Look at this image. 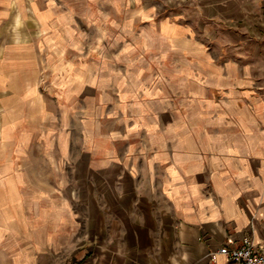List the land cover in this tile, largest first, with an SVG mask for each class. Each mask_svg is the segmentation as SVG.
Returning a JSON list of instances; mask_svg holds the SVG:
<instances>
[{"label":"crops","instance_id":"1","mask_svg":"<svg viewBox=\"0 0 264 264\" xmlns=\"http://www.w3.org/2000/svg\"><path fill=\"white\" fill-rule=\"evenodd\" d=\"M20 1L0 0V111L16 113L1 124L0 145L20 119L41 120L49 129L57 117L37 89L19 87L20 69L7 70L2 33ZM204 5L195 16L198 26L179 25V54L202 66L196 76L206 85L196 94L217 115L209 128L235 133L209 129L171 143L140 123L108 125L86 107L78 126L48 132V157L56 160L57 147L64 164L48 175L46 188L32 185L30 214L20 193L23 173L0 165V264H61L71 257L80 264H236L217 252L227 239L264 240V87L256 78L264 76V0ZM34 10L45 27L53 12ZM218 38L227 50L222 57L204 46ZM214 89L227 95L217 101ZM206 173L213 195L205 197L188 178L200 181Z\"/></svg>","mask_w":264,"mask_h":264},{"label":"rangeland","instance_id":"2","mask_svg":"<svg viewBox=\"0 0 264 264\" xmlns=\"http://www.w3.org/2000/svg\"><path fill=\"white\" fill-rule=\"evenodd\" d=\"M35 8L53 12L45 27ZM199 10L206 11L204 0H22L11 6L7 32L2 33V40L6 35L8 42L7 70L15 74L20 69L19 87L37 89L57 116L49 129L41 120H18L8 142L3 140L0 145V165L8 163L24 175L20 193L28 214L36 206L32 185L46 188L48 175L64 164L57 147L56 160L48 157V132L56 136L63 126H78L77 118L86 107L105 117L108 125L120 120L126 125L140 123L171 143L209 129L220 135L235 133L217 124L209 128L217 115L203 105L204 96L196 94L206 85L196 76L202 66L188 53L179 54V25L198 26L195 16ZM223 42L218 38L204 46L222 57L227 51ZM258 75V88H263L264 76ZM213 93L217 101L227 95L216 89ZM12 113L0 111V134L6 116L7 120L16 116ZM22 133L23 142L19 139ZM73 137L72 152L78 156L79 133ZM208 175L200 181L188 178L200 184L205 197L213 195ZM222 182L219 190L223 192ZM81 261L71 257L61 264Z\"/></svg>","mask_w":264,"mask_h":264},{"label":"built area","instance_id":"3","mask_svg":"<svg viewBox=\"0 0 264 264\" xmlns=\"http://www.w3.org/2000/svg\"><path fill=\"white\" fill-rule=\"evenodd\" d=\"M217 252L236 264H264V240L255 241L249 235L244 236L239 242L227 239L218 247ZM209 257L211 262H214V255L209 254Z\"/></svg>","mask_w":264,"mask_h":264}]
</instances>
